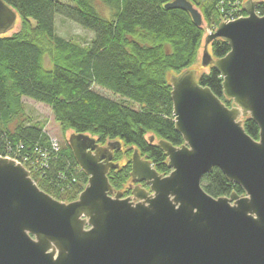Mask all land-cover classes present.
<instances>
[{"label":"water","instance_id":"water-1","mask_svg":"<svg viewBox=\"0 0 264 264\" xmlns=\"http://www.w3.org/2000/svg\"><path fill=\"white\" fill-rule=\"evenodd\" d=\"M257 4L246 0L244 17L206 36L200 66L169 76L183 144L157 140L167 175L134 149L124 196L108 181L121 144L70 132L68 145L88 179L78 198L64 203L40 190L19 162L0 156V264H264V15L256 14ZM166 8L202 23L186 0ZM16 20L0 0V36ZM215 39L229 46L225 56L208 52ZM201 66L217 70L230 107L198 83ZM244 118L258 126L257 140L245 132ZM213 168L243 195H208L201 179Z\"/></svg>","mask_w":264,"mask_h":264},{"label":"trees","instance_id":"trees-1","mask_svg":"<svg viewBox=\"0 0 264 264\" xmlns=\"http://www.w3.org/2000/svg\"><path fill=\"white\" fill-rule=\"evenodd\" d=\"M2 1L16 12L20 27L0 36V156L19 162L40 190L69 203L78 198L88 177L67 140L52 151L44 124L27 115L23 98L46 105L63 132L89 135L99 145L118 141L121 148L113 152L118 168L109 170L108 181L127 196L134 149L158 174L167 175V158L157 140L183 144L174 128L169 76L193 69L205 30L245 15L246 0H186L200 13V26L188 12L166 8L174 0H99L108 18L98 13L96 0ZM256 12L264 15V1H258ZM55 15L93 37L85 44L61 37ZM208 48L214 58L230 50L221 39ZM198 83L232 105L214 67L198 74ZM243 128L258 139L252 119L244 118ZM201 186L213 198L244 193L218 168L202 177Z\"/></svg>","mask_w":264,"mask_h":264},{"label":"rangeland","instance_id":"rangeland-1","mask_svg":"<svg viewBox=\"0 0 264 264\" xmlns=\"http://www.w3.org/2000/svg\"><path fill=\"white\" fill-rule=\"evenodd\" d=\"M60 1L67 2L66 0H60ZM95 8L98 11V13L101 14L103 17L105 18L109 17V11H107L108 9L99 0H96ZM54 23H55V28H56L57 33L65 39H71L78 43L85 44V43H88L93 37V33L91 31H88V30H85L79 27L73 21L63 18L60 15H55ZM19 27H20L19 20H17L14 28L8 34H11L17 31ZM216 28L206 29L205 37L209 35L210 33H212ZM208 51H209V48H208ZM201 56H202V49L199 52L198 60L195 66L201 65ZM207 70H208V67L201 66L198 71V74L207 72ZM97 90L101 92L102 94L108 95L105 91L101 89H97ZM23 104H24V108L28 116L32 117L34 120H39L44 124L45 126L44 131L50 138H55L58 143L67 140L70 132L69 131L63 132L61 130L58 124L55 123L53 116L51 114V111L46 105L37 103L28 98H23Z\"/></svg>","mask_w":264,"mask_h":264},{"label":"built area","instance_id":"built-area-1","mask_svg":"<svg viewBox=\"0 0 264 264\" xmlns=\"http://www.w3.org/2000/svg\"><path fill=\"white\" fill-rule=\"evenodd\" d=\"M244 16V15H243ZM241 16V17H243ZM241 17H238V18H241ZM238 18H232L228 21H232V20H235V19H238ZM50 148L52 149L53 152H57L59 150V143L57 142V140L55 138H50Z\"/></svg>","mask_w":264,"mask_h":264},{"label":"flooded vegetation","instance_id":"flooded-vegetation-1","mask_svg":"<svg viewBox=\"0 0 264 264\" xmlns=\"http://www.w3.org/2000/svg\"><path fill=\"white\" fill-rule=\"evenodd\" d=\"M130 186H132V185L130 184ZM130 186H129V187H130ZM141 186L145 187V185H144V184H141Z\"/></svg>","mask_w":264,"mask_h":264}]
</instances>
